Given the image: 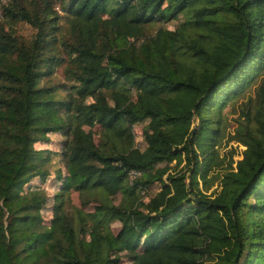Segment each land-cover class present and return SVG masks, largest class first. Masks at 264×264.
I'll return each instance as SVG.
<instances>
[{"label": "trees", "instance_id": "1", "mask_svg": "<svg viewBox=\"0 0 264 264\" xmlns=\"http://www.w3.org/2000/svg\"><path fill=\"white\" fill-rule=\"evenodd\" d=\"M29 1L0 0V264H119L123 252L133 264H264V91L231 136L242 158L233 152L208 193L222 166L223 109L264 74V0ZM173 19L177 29L146 35ZM16 21L36 30L29 42ZM63 63L77 94L95 101L40 85ZM144 122L141 148L134 126ZM96 124L99 143L84 130ZM64 130L68 175L52 229L14 237L41 221L40 205L21 196L48 176L34 144ZM71 190L100 198L78 223L64 209Z\"/></svg>", "mask_w": 264, "mask_h": 264}, {"label": "rangeland", "instance_id": "2", "mask_svg": "<svg viewBox=\"0 0 264 264\" xmlns=\"http://www.w3.org/2000/svg\"><path fill=\"white\" fill-rule=\"evenodd\" d=\"M2 4H6L7 0H1ZM23 2H30L29 0H22ZM58 7V6H57ZM59 14L62 17L65 16V12L59 10ZM1 17V16H0ZM66 19L63 18L61 24H65ZM180 19H173L167 22L157 23L153 26L148 27L146 30V35H153L158 28L164 27L169 30H175L178 28ZM13 32L20 40L29 42L33 37L36 30L28 23L24 21H16L13 25ZM60 53L63 57H66V53L62 48H60ZM65 63L60 66H57L54 69V72L46 77H44L40 83L41 86L51 87L57 90V95L60 98H63L67 101L83 100L85 102H93L97 98V94H86L84 96H79L77 90L73 88L75 82L69 81L66 78L65 74ZM264 91V74L257 77V80L248 88L243 94L236 98L232 103L228 104L223 109L224 119L227 122V126L222 137L220 144L218 145L222 166L214 169L210 173V179L213 180L216 174L223 173L224 168L227 167L231 155L234 152V160L237 161L242 158V152L245 149V146L241 143H238L235 140L231 141V136L235 134L236 129L240 124L246 123L248 117L246 116L247 111L251 110L254 113L256 96L262 94ZM0 119V123H2ZM147 122L139 123L134 126L135 140L139 147L143 148V139L142 134L144 127ZM198 124L197 119L195 120L194 125ZM84 130L87 133H90L96 143H99L101 136L103 134V128L96 124L92 126H84ZM48 141L41 140L34 144V147L37 150L44 151V154L49 157V160L45 162V171L47 175L44 179L41 177L34 178L30 184H28L24 190L21 192V196H28L29 199H32V203L40 205L39 214L41 217L40 224H35L34 221L27 222L22 224L21 231L16 233L14 237L21 238L25 236H30L37 234L43 231H49L52 229L54 223L55 213L59 200L62 193V183L65 177L68 175L67 168V150L68 145L72 140V136L68 135L67 132H48L47 133ZM166 163L158 164L157 167H164ZM176 166V161L169 164V167L172 168L171 172ZM184 166V163L182 164ZM132 178H135L134 173H131ZM212 177V178H211ZM161 189L160 183H154L147 189H141L140 195L143 201H149L150 198L155 195ZM220 190V181L214 179L212 188L208 193ZM122 195L111 196V201L114 204H120ZM100 198L97 195H87L81 194L79 191L71 190L67 196H65L64 209L66 213L70 216L71 220L74 223H78V215L82 214L87 217L88 214L94 212L95 208L99 206ZM88 230H91L92 223H88ZM86 227V228H87ZM111 227L114 232H118L121 228V223L115 221L111 224ZM88 237V236H87ZM89 239V237H88ZM41 251L45 250L46 246H41ZM50 254V252H49ZM122 261L119 264H133L132 261L127 257V253H122Z\"/></svg>", "mask_w": 264, "mask_h": 264}, {"label": "built area", "instance_id": "3", "mask_svg": "<svg viewBox=\"0 0 264 264\" xmlns=\"http://www.w3.org/2000/svg\"><path fill=\"white\" fill-rule=\"evenodd\" d=\"M57 9L60 10V7L58 6ZM132 173H134V172H132ZM134 174H135V173H134Z\"/></svg>", "mask_w": 264, "mask_h": 264}]
</instances>
